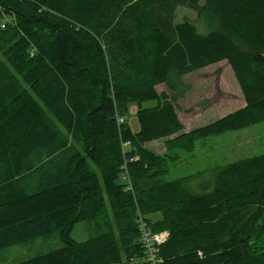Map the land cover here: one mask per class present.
I'll return each mask as SVG.
<instances>
[{"label": "trees", "instance_id": "trees-1", "mask_svg": "<svg viewBox=\"0 0 264 264\" xmlns=\"http://www.w3.org/2000/svg\"><path fill=\"white\" fill-rule=\"evenodd\" d=\"M184 6L203 31L176 22ZM223 60L244 105L183 131L184 77ZM259 122L264 0H0V253L62 242L4 264H123L135 252L145 264L140 218L168 233L160 264H264V153L213 167L195 191L201 172L164 179L171 157L145 148L175 135L168 149L192 151ZM109 211L115 230L73 237Z\"/></svg>", "mask_w": 264, "mask_h": 264}, {"label": "rangeland", "instance_id": "rangeland-1", "mask_svg": "<svg viewBox=\"0 0 264 264\" xmlns=\"http://www.w3.org/2000/svg\"><path fill=\"white\" fill-rule=\"evenodd\" d=\"M196 15V11L191 8L178 7L175 20L177 22L185 17L195 20L197 19ZM195 22L198 29L203 31L202 19L198 18ZM184 80L189 84L190 89L183 98L177 100V113L183 124V131H190L215 121V119L244 105L234 74L225 60L187 74ZM157 90L161 91L162 86H157ZM142 105L147 106L150 103ZM126 111L130 129L137 131L139 129L136 116L137 104L130 103ZM174 136L148 142L145 144V148L159 156L171 157V161L168 160L169 170L167 175L163 176L164 179L193 176L195 173L201 172L198 177L190 179L195 191L198 190L197 184L202 190L203 185L208 182L207 178L213 176V167L264 153V122L200 139L195 143L192 151L168 149L165 141ZM136 214L135 212V218ZM158 216V214L150 215L152 220ZM115 221L113 213L109 211L107 217H101L91 223L77 224L72 235L78 240H83L87 238L86 235L97 233L103 228L111 227L115 230ZM61 245V239L57 234H53L49 238L35 239L29 244L13 246V248L0 253V264L8 263L14 259L31 257ZM137 253L139 254V252ZM137 253L130 256L122 255L123 264H141Z\"/></svg>", "mask_w": 264, "mask_h": 264}, {"label": "built area", "instance_id": "built-area-1", "mask_svg": "<svg viewBox=\"0 0 264 264\" xmlns=\"http://www.w3.org/2000/svg\"><path fill=\"white\" fill-rule=\"evenodd\" d=\"M138 231L143 250V262L145 264H160L159 247L166 241L168 233L166 231L153 232L142 218L139 219Z\"/></svg>", "mask_w": 264, "mask_h": 264}]
</instances>
